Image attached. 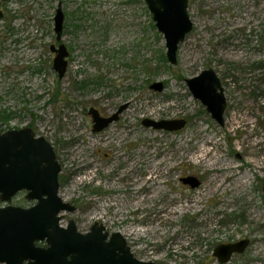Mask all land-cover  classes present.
Returning a JSON list of instances; mask_svg holds the SVG:
<instances>
[{"label":"rangeland","instance_id":"1","mask_svg":"<svg viewBox=\"0 0 264 264\" xmlns=\"http://www.w3.org/2000/svg\"><path fill=\"white\" fill-rule=\"evenodd\" d=\"M59 4L60 43L70 52L62 79L50 49L59 44ZM0 8L1 130L30 127L54 146L60 197L78 206L62 225L74 219L86 232L103 223L156 264H220L218 245L248 239L227 264H264V0H190L194 27L176 65L145 0H7ZM206 69L225 90L224 127L186 84ZM161 81L165 91L150 89ZM124 105L118 122L92 131L90 108L109 114ZM176 118L188 123L173 133L143 124ZM188 175L202 185L183 187ZM20 203L28 205L24 195L12 201Z\"/></svg>","mask_w":264,"mask_h":264},{"label":"water","instance_id":"2","mask_svg":"<svg viewBox=\"0 0 264 264\" xmlns=\"http://www.w3.org/2000/svg\"><path fill=\"white\" fill-rule=\"evenodd\" d=\"M7 1V0H0ZM190 0H145L153 16L157 30L164 36L167 60L177 64L179 45L193 30L194 24L188 14ZM4 13L0 10V20ZM65 14L62 4L58 5L54 18L56 41L60 42L64 32ZM55 54L53 69L59 79L68 70L70 52L65 44L50 47ZM186 84L211 117L221 126L225 125L224 114L227 100L221 79L213 69H206L198 76L186 79ZM150 89L155 92L165 90L164 82H154ZM122 106L109 118L100 116L91 108L93 131L100 132L119 120ZM143 124L155 130L177 132L187 126V120H151ZM61 165L57 160L53 145L44 137L37 136L33 129L25 127L2 131L0 127V264H154L136 258L128 246L126 238L115 232L109 236L105 227L95 223L90 232L78 231L75 222L61 226L64 211H74V207L59 196V174ZM192 189L201 182L196 177L183 179ZM27 190V199L37 201L28 208L11 204L15 195ZM38 242H46L40 247ZM249 240L220 244L214 256L220 264H227L234 254H242L249 246Z\"/></svg>","mask_w":264,"mask_h":264},{"label":"flooded vegetation","instance_id":"3","mask_svg":"<svg viewBox=\"0 0 264 264\" xmlns=\"http://www.w3.org/2000/svg\"><path fill=\"white\" fill-rule=\"evenodd\" d=\"M3 2H6V1H1V3H0V6H1V4L3 3ZM148 7V6H147ZM0 10H2L1 8H0ZM4 13V12H3ZM4 16H5V14H4ZM4 18V17H3ZM2 18V19H3ZM59 44H55L56 46H59L61 43L60 42H58ZM55 55V54H54ZM222 82V81H221ZM164 85H165V89H166V83L164 82ZM223 86V85H222ZM224 88V87H223ZM165 91V90H164ZM224 93H225V90H224ZM225 97H226V95H225ZM226 100H227V98H226ZM227 107H228V100H227ZM227 107H226V109H227ZM92 108H94V107H92ZM121 108V106L117 109V110H115L114 112H111V113H109V114H105V113H103L100 109H97V108H95V109H97L98 111H99V113H100V116L101 117H104V118H109V117H111L112 115H114L116 112H118L119 111V109ZM128 108V105H126V108L122 111V113H120L119 114V120H120V118H121V115L125 112V110ZM206 108V107H205ZM91 109V108H90ZM90 111V110H89ZM89 115H90V113H89ZM211 115V114H210ZM225 115V114H224ZM91 116V115H90ZM92 117V116H91ZM212 118V117H211ZM224 118H225V116H224ZM176 119H181V118H176ZM185 119V118H184ZM213 119V118H212ZM118 120V121H119ZM164 120H172V119H164ZM187 120V119H186ZM118 121H116V122H118ZM92 122H93V118H92ZM116 122H114V123H116ZM114 123H112V124H114ZM187 123H188V121H187ZM218 123V122H217ZM112 124H110L108 127H106L105 129H103L102 131H100V132H94L93 131V129H94V127L92 126V131L94 132V133H102V132H104L105 130H107ZM220 125V124H219ZM221 126V125H220ZM225 126V125H224ZM224 126H221V127H224ZM0 127H1V121H0ZM34 131V130H33ZM164 131V130H163ZM166 132H168V131H166ZM178 132V131H177ZM35 133V132H34ZM170 133H173V132H170ZM36 134V133H35ZM37 135V134H36ZM38 136V135H37ZM54 147V146H53ZM56 152V151H55ZM56 156H57V154H56ZM59 162V161H58ZM61 165V164H60ZM61 171H62V167H61ZM61 173V172H60ZM60 175V174H59ZM189 176H193V177H196L198 180H200V182H201V185H202V180L199 178V177H197V176H194V175H188V176H185V177H182L181 179H180V181H181V183H182V185H183V187H185V188H190V189H192L188 184H184V182H183V179L184 178H186V177H189ZM103 179V178H102ZM104 180L106 181L107 179L106 178H104ZM59 183H60V180H59ZM130 183H131V181H130V178H126V189H127V194L128 195H130V191H131V185H130ZM200 185V186H201ZM60 186H61V184H60ZM199 186V187H200ZM198 187V188H199ZM197 188V189H198ZM192 190H195V189H192ZM263 190H264V188H263ZM59 192H60V188H59ZM97 193L98 194H103V191L101 190V189H99L98 191H97ZM27 194H28V191L27 190H22V191H20V192H18L16 195H15V197L12 199V201L16 198V197H19V196H22V195H24V197H25V199L27 200V206H25V205H23V204H18V205H15V204H13V205H15V206H20V207H24V208H28V207H32V206H34L36 203H37V201H33V200H29V199H27ZM59 196H60V194H59ZM63 200V199H62ZM64 201V200H63ZM65 202V201H64ZM0 203L2 204V205H0V207H2V206H4L5 204L3 203V202H1L0 201ZM66 203H68V204H70L72 207H74L75 209H74V211H64V212H62L59 216H61L62 217V219H61V222L63 221V220H65L66 219V216H65V214H63V213H71V214H73V213H75L76 211H77V209H78V206H77V203L74 201V202H66ZM11 204H12V202H11ZM71 221H74L75 222V225H76V227H77V229H78V226H77V223H76V221L74 220V219H69V221H68V223H67V225H62L61 224V226H63V227H67L69 224H70V222ZM60 222V223H61ZM95 223H98L99 225H103L104 227H105V230H104V233H108L109 234V236H111V234H113V233H115V232H112V233H110L108 230H107V228H106V226L103 224V223H100V222H97V221H95L94 222V224ZM93 224V225H94ZM92 225V226H93ZM92 226H91V228L88 230V231H86V232H81L79 229H78V231L79 232H81V233H84V234H86V233H88V232H90L91 231V229H92ZM122 234V233H121ZM123 235V234H122ZM127 240V239H126ZM245 240H248V239H245ZM242 241V240H241ZM127 243H128V240H127ZM236 243V242H235ZM250 244V243H249ZM37 245L38 246H40V247H47V243L46 242H38L37 243ZM129 246V245H128ZM130 247V246H129ZM248 248V247H247ZM130 249H131V247H130ZM215 250V249H214ZM131 252H132V250H131ZM245 252V251H244ZM133 253V252H132ZM133 255H134V253H133ZM235 255V254H234ZM135 256V255H134ZM136 257V256H135ZM233 257V256H232ZM137 258V257H136ZM139 260H141V259H139ZM142 261H144V260H142ZM154 264H156L155 262H154Z\"/></svg>","mask_w":264,"mask_h":264},{"label":"bare ground","instance_id":"4","mask_svg":"<svg viewBox=\"0 0 264 264\" xmlns=\"http://www.w3.org/2000/svg\"><path fill=\"white\" fill-rule=\"evenodd\" d=\"M215 163H216V162H212V163H211V165H214ZM223 163H224V161H223V160H222V161H220V162H218V164H219V165H222Z\"/></svg>","mask_w":264,"mask_h":264},{"label":"trees","instance_id":"5","mask_svg":"<svg viewBox=\"0 0 264 264\" xmlns=\"http://www.w3.org/2000/svg\"><path fill=\"white\" fill-rule=\"evenodd\" d=\"M55 96V95H54Z\"/></svg>","mask_w":264,"mask_h":264}]
</instances>
